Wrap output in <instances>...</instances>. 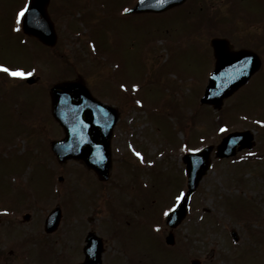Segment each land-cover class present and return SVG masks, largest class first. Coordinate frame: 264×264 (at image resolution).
I'll use <instances>...</instances> for the list:
<instances>
[{"label": "rangeland", "instance_id": "374dc122", "mask_svg": "<svg viewBox=\"0 0 264 264\" xmlns=\"http://www.w3.org/2000/svg\"><path fill=\"white\" fill-rule=\"evenodd\" d=\"M131 1L50 0L57 42L45 48L23 36L16 23V13L28 0H0V62L35 69L33 84L0 73V212L11 208L3 217L17 220L33 213L40 231L47 211L62 208L56 239L70 246L58 256L55 239L39 235L41 248L53 244L51 264L79 257L81 231L88 227L109 238L108 253L117 240L105 223L114 217L119 219L114 230L127 232L131 246L141 248V264H189L194 257L202 264H264V69L219 111L200 105L209 60L207 43L198 38L206 31L193 26L195 0L160 15L124 16L120 10ZM206 1L223 2L216 5L223 17L209 23L211 33L231 34L256 51L264 65V0ZM237 8L242 11L235 12ZM91 39L104 50L109 47L102 58ZM77 76L92 92L115 89L120 116L106 181L79 161L58 162L51 152V140L62 131L50 115L49 87ZM133 85L139 88L133 90ZM224 126L227 131L221 132ZM244 129L251 131L255 145L233 158L213 159L177 230L181 250L176 244L166 246L168 227L160 221L175 202L181 181L186 187L182 154ZM29 225L24 222L23 228ZM232 231L238 234L237 250L229 246Z\"/></svg>", "mask_w": 264, "mask_h": 264}, {"label": "water", "instance_id": "95a60500", "mask_svg": "<svg viewBox=\"0 0 264 264\" xmlns=\"http://www.w3.org/2000/svg\"><path fill=\"white\" fill-rule=\"evenodd\" d=\"M183 1L166 0L164 4H159L157 0H144L143 3L138 0L131 12H159ZM47 3L48 0H30L29 12L23 19V30L52 45L55 42V33L46 12ZM33 16L39 19V24L31 22ZM211 45L216 57V68L209 76L200 101L219 108L225 97L231 95L249 79L258 68L259 61L249 51L230 52V46L226 41L213 39ZM27 81L32 82L33 78L29 77ZM51 98L52 114L65 133L63 138L52 143L56 157L60 161L70 158L82 160L100 179H106L111 163L109 139L117 120L116 110L94 99L81 80L53 85ZM252 145V135L249 131L230 132L217 144L215 155L227 157L235 154L236 150L250 148ZM212 148L213 146L209 145L199 152L183 156L186 164L187 191L184 200L167 216L166 221L169 225H176L184 216L190 194L209 167V154ZM55 219L57 220L56 211L49 215L46 221L47 229H52L55 223L51 222ZM166 241L171 243L172 236H167ZM91 243L92 241H89L85 247L86 260L81 264H100L99 250L94 253L90 248Z\"/></svg>", "mask_w": 264, "mask_h": 264}, {"label": "flooded vegetation", "instance_id": "af4514ba", "mask_svg": "<svg viewBox=\"0 0 264 264\" xmlns=\"http://www.w3.org/2000/svg\"><path fill=\"white\" fill-rule=\"evenodd\" d=\"M187 1L185 3H187ZM221 3H217V4L213 3V4L207 5L206 0H195V3H194V8L195 10L197 9V12H195L194 14L195 16L194 27L197 28V30L199 31H203V30L206 31L202 35L198 34V38L199 39L202 38L204 40L203 41L204 44L207 43V46L205 48L207 50V54H208L207 56L209 60V65L207 66L208 72L213 70L214 64H215L213 50L210 46V41L212 38L227 39L229 43L231 44L233 50L250 49L246 45L237 43L236 40H232L233 37L231 34L227 35V34L221 33L222 30L218 31L217 34L211 33L210 30L212 28H211V25H209V23L212 24L213 22H216L217 16L219 17L218 20H220L221 17H223L222 10L217 8L218 6H216V5H219V6L223 5ZM182 5L177 6L176 8L178 9ZM226 9L228 10L230 8L227 7ZM255 10H258V8L253 9V11ZM240 11H242V9L241 10L237 9V11L235 12L238 13ZM255 14H256V11H255ZM200 41L202 40H199V42ZM107 88H109V90H107L105 93H96V92H92V93L99 100L107 104L114 105L115 101L117 100V98L113 96L115 89L111 87H107ZM99 89L100 88H98V90ZM108 94H112L111 95L112 97H108ZM111 147L113 148V138L111 140ZM5 213L8 214L9 212L5 211ZM6 214L2 213L0 215V264H51L53 261L51 260L48 254L50 252L55 253V249L52 243L48 244L47 246H44L43 248L40 247L39 235L41 234L46 236L48 239L50 238L55 239L56 250L59 251L58 256L61 255L62 251L65 248H68L70 246V245L66 246L67 243H61L57 241L56 239V236H57L56 234H57L58 229L60 228V225L57 228L55 227L53 231L47 233L45 232L44 225H43L44 220L42 221L41 229L39 231V227L36 225V220H34V217L32 216L31 213H26L27 214L26 219L24 218L25 214L24 215L21 214L20 220H17V216L4 218L3 216H8ZM92 218L93 217H91L90 219L92 220ZM118 220L119 219L117 217H114L113 219L106 220V223H105V225L108 226L109 231H111L110 237L112 236L113 238L117 240V245L108 246L110 250L107 253V247L105 246V241H107L109 238L108 237L105 238L104 236L99 235V233H97L91 227H88L86 229L83 228L84 230H83V233L81 231L80 240H79L80 256L77 258H73L69 262V264H75V263L84 261L86 259L85 246L88 243L86 242V237L91 232H94L99 237H101V239H96L97 244L94 243L90 245V248L93 249L94 253H96V251L99 250L101 264H141V262H144L142 260L143 258L140 256L141 248L131 246L130 244L131 239H130L129 234L127 232L121 233V232H117L116 230H114L115 229L114 226L116 223H118ZM29 221L31 225L23 228L24 222H29ZM109 223L112 224L111 229H110ZM130 224H133L132 219H130ZM181 224H179L175 229H173V233L175 236L174 245L176 244V248H175L176 250H181L182 242L180 241L178 242V239H177V235H178L177 230L180 228ZM234 244L237 245V241ZM230 245H233V243H229V246ZM219 256H220L221 261L225 259L224 255H219Z\"/></svg>", "mask_w": 264, "mask_h": 264}, {"label": "snow or ice", "instance_id": "6c2138e0", "mask_svg": "<svg viewBox=\"0 0 264 264\" xmlns=\"http://www.w3.org/2000/svg\"><path fill=\"white\" fill-rule=\"evenodd\" d=\"M144 0H140V3H143ZM166 2V0H157V3L159 4H164ZM125 12H131V9H124ZM29 12V5L28 4H25L23 7H21L19 9V11L16 13V23L19 24L21 22L22 19H24L26 17V14ZM32 23H36V24H39L40 21L37 17L33 16L32 17ZM19 30V29H17ZM35 72V69H31V70H26L24 67L22 66H13V67H10L8 66L6 63H3V62H0V73H5L7 74V76L9 77H12V78H15V79H19V80H24L26 79L27 77H31ZM122 87H124L122 85ZM133 90H137L139 88V85H133ZM136 103L140 104L141 101H136ZM261 123H264V122H261ZM220 131L221 132H226L227 131V126H224V127H221L220 128ZM131 147V145H130ZM135 156H137L141 162L144 161V157L142 155L141 152L139 151H136L135 148L132 149ZM189 151L191 152H199L201 151L200 149L198 148H192V149H188ZM249 155H253L252 153H249ZM149 163H151V161H149ZM185 198V193L184 192H180L178 195L175 196V203L167 208V210H165L163 212V215L165 216H168L169 213H172L176 210V208L178 207L179 203L184 200ZM6 211V210H5Z\"/></svg>", "mask_w": 264, "mask_h": 264}]
</instances>
